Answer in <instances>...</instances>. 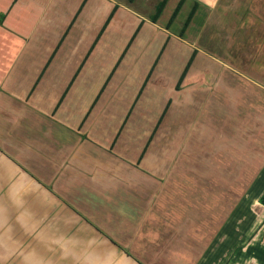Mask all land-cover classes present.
Instances as JSON below:
<instances>
[{
    "label": "crops",
    "instance_id": "1",
    "mask_svg": "<svg viewBox=\"0 0 264 264\" xmlns=\"http://www.w3.org/2000/svg\"><path fill=\"white\" fill-rule=\"evenodd\" d=\"M161 1L0 0V45L8 47L12 43L16 54L9 74L0 82V264H264V207L259 204L264 192V116H246L243 120L246 124L238 142L247 148L244 162L219 169L242 173L239 179L236 175L225 177L231 189L225 198L229 211L216 213L213 207L206 213L202 209L207 200H95V192L101 199L111 192L97 190L104 187L95 186L92 180H80L79 184L70 177L67 191L62 189L64 180L55 189L52 181L60 168L59 156L63 149L76 144L75 139L67 141L66 137H74L71 131L76 132L81 121L72 116L74 111L65 116L61 108L51 120L42 118V123H36L29 111L23 112L31 106L26 101L29 96L35 100L31 108H45L46 103L55 109L83 59L81 70L84 66L87 72L93 61L108 57L113 42L125 46L134 36L126 53L130 55L138 52L141 40L145 44L165 39L163 56L186 53L179 47L196 44L205 37V27L215 26L211 14L221 3L183 0L170 21L180 0H167L153 22ZM193 8L195 13L182 30ZM110 14L99 41L88 53ZM255 23L254 18L245 23L247 36L253 34ZM257 38H264V16ZM124 46L113 55L117 57L111 58L116 61ZM145 51H149L147 47L139 52ZM66 53L73 56L70 65L58 59ZM50 77L56 78L55 83L47 82ZM30 78L34 79L30 82ZM51 83L54 85L49 87ZM56 84V96L49 95ZM68 92L77 91L70 88ZM66 106L76 109L78 103L75 99L67 101ZM15 108L19 109L20 123L14 120ZM229 130L227 133L238 132L237 125L235 132ZM26 135L28 140L24 139ZM238 142L232 147L237 149ZM219 145L222 147L221 141ZM218 181L224 182L221 176ZM46 185L54 189H46ZM118 188L116 194L120 193Z\"/></svg>",
    "mask_w": 264,
    "mask_h": 264
},
{
    "label": "rangeland",
    "instance_id": "2",
    "mask_svg": "<svg viewBox=\"0 0 264 264\" xmlns=\"http://www.w3.org/2000/svg\"><path fill=\"white\" fill-rule=\"evenodd\" d=\"M219 2L220 6L211 14L212 22L209 20L215 26L207 25L205 37L198 39L196 44L178 46L186 49V53L165 54V58L157 60L138 98L154 62L149 59H154L160 49L159 41L143 44L141 40L138 52L124 56L86 118L88 104L115 63L111 57H117L113 55L124 44L113 42L109 58L104 56L102 61H93L87 72L83 71V66L71 87L76 94L68 92L62 107L55 105V109H50L45 103V108L35 109L31 108L34 96L25 99L31 106L23 112L29 111L36 123H42V118L51 120L57 116L59 108L65 110V116L74 111L72 116L81 121L77 131H71L74 137L72 134L66 137L67 141L75 139L76 144L63 149L59 156L57 166L60 168L56 169V178L52 181L55 189L58 190L64 180L66 185L62 189L67 191L71 185L68 178L73 177L76 182L92 180L95 186L104 187V190H97L111 192L104 199L95 192V200H167L173 197L175 200H207L206 208L202 209L206 213L213 207L216 213L229 211L225 198L231 189L225 177L236 175L239 179L242 173L220 172L219 169L223 165L233 166L237 161L244 162L247 148L239 143L241 135H238L246 124L243 120L246 116L254 119L264 116V38H257L261 36L264 0ZM253 18L256 22L254 32L247 36L245 23ZM146 47L149 51L139 52ZM13 48L12 43L8 47L0 45V82L15 63ZM194 48L197 54L185 80L176 90L177 77L188 52ZM58 59L69 65L73 62V56L68 53ZM33 79L30 78V82ZM55 79L50 77L47 82L55 83ZM56 88L58 84L49 90V95L56 96ZM75 99L76 109L66 106L67 101ZM131 105V113L125 118ZM18 111L14 109V120L20 123ZM55 125L60 127L58 122ZM64 125L67 130L71 129ZM236 125L238 132L227 133L230 128L235 132ZM223 132L227 135L220 136ZM24 139L28 140L29 136ZM236 141L239 143L237 149L232 147ZM91 148H94L92 152ZM238 165L240 163L234 166ZM219 174L224 182L218 181ZM116 188L120 193H115ZM59 192L61 195L62 191ZM61 196L64 198L63 194Z\"/></svg>",
    "mask_w": 264,
    "mask_h": 264
},
{
    "label": "trees",
    "instance_id": "3",
    "mask_svg": "<svg viewBox=\"0 0 264 264\" xmlns=\"http://www.w3.org/2000/svg\"><path fill=\"white\" fill-rule=\"evenodd\" d=\"M166 2H167V0H162V1L160 2L159 6H158V8H157V11H156V13H155V16H154V18H153V22H155V21L157 20V18H159L160 14H161V12H162V10H163V8H164L165 5H166ZM182 3H183V0H180L179 3L177 4V6L175 7L173 14H172L171 17H170V21H172V20L176 17V15L178 14V12H179V10H180V8H181ZM194 13H195V8H193V9L190 11V13H189V15H188L186 21L184 22V25H183V27H182V30H184V29L187 27V25L189 24V22H190L192 16L194 15ZM111 17H112V14H110V16L108 17L107 21H106L105 24L103 25V27L100 28V30H99V32H98L96 38L94 39L92 45H91L90 48H89L88 53H90V52L92 51V49L96 46L97 42L99 41V37H100L101 34L103 33V31H104L106 25L108 24L109 20L111 19ZM68 29H69V27L67 28L65 34L63 35V38H61L60 42H59V43L57 44V46L55 47V50H54L55 52L57 51V49H58L59 46L61 45V43H62V41H63V39H64V36L66 35ZM138 29H139V28H137V29L135 30V33L138 31ZM135 33H134V35H135ZM133 37H134V36H133ZM133 37L130 38V39L127 41V43H126V45L124 46V48H123L121 54L119 55L118 59L115 61V63L113 64L111 70L108 72L106 78L104 79V82H103L102 86H101L100 89L97 91V93H96L95 97L93 98V100L90 101V104H89V106H88V110H87V112H86L85 115H84L85 118L89 115V112L94 108L96 102L98 101V99H99V97H100V94L102 93V91H103V90L105 89V87L107 86V83L110 81V79H111V77H112V75H113V72H115L116 68H117L118 65L121 63V60L124 58V56L126 55L127 51L129 50V48H130V46H131V43H132V41H133V39H134ZM161 41H162V42L159 41V43H158V44H160V49H158V51L156 52V54H155L156 56L154 57V59H153V58H152V59H149V60H153L154 62H153V64H152V66L150 67V69L148 70L146 76H145V79H144V81H143V83H142V86H141V88H140V90H139V92H138V96H137V98L139 97V95H140L141 92H142V87H144L146 81L149 79V77H150V75H151V72H152L153 69H154V65H155V63L157 62V60H160V57L163 56L162 53H164V50H165L166 47H167V44H166L165 39H163V40H161ZM55 52H53V53L51 54V56L49 57V59L46 61L45 68H47V67L49 66V64H50V62H51V60H52V58H53ZM188 54H189V56H188V58H187V60H186V63H184L183 68H182L181 72L179 73V75H178V77H177V81H176V84H175V89H176V90H178V89L180 88V85H181V84L183 83V81L185 80V78H186V76H187V74H188L189 68H190V66H191V64H192V61H193L195 55L197 54V50H192L191 52H188ZM166 55H167V54H166ZM163 58H165V55L163 56ZM179 58H182V56H180ZM85 60H86V58H84L83 61L81 62V64H79V67L75 70L74 74H73L72 77L70 78V80H69L67 86L65 87L64 91L62 92V95H61L60 101H58V104L56 105V107H58V106L61 104V102L63 101V99L66 97L68 91H69L70 88L72 87V84L74 83L75 79L77 78L78 74L80 73V71H81V67H82V65L84 64ZM36 83H37V81H36ZM35 85H36V84H35ZM132 107H133V106L131 105L130 108H129V111L127 112V114H126V116H125V118L129 117V115H130V113H131V109H132ZM168 107H169V102L166 104V106H165V108H164L165 111L168 109ZM154 129H155V128H154ZM149 138H150V137H149ZM150 139H151V138H150ZM148 141H149V140H148ZM148 141H147V143H148ZM141 157H142V155H140L139 158H141ZM259 204L262 205V206L264 207V192L261 194V196H260V198H259Z\"/></svg>",
    "mask_w": 264,
    "mask_h": 264
}]
</instances>
